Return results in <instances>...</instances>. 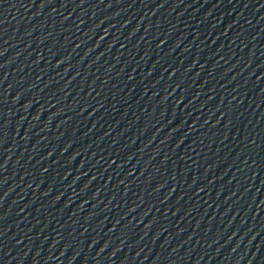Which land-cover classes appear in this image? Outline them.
<instances>
[{"label":"water","instance_id":"1","mask_svg":"<svg viewBox=\"0 0 264 264\" xmlns=\"http://www.w3.org/2000/svg\"><path fill=\"white\" fill-rule=\"evenodd\" d=\"M0 264H264V0H0Z\"/></svg>","mask_w":264,"mask_h":264}]
</instances>
